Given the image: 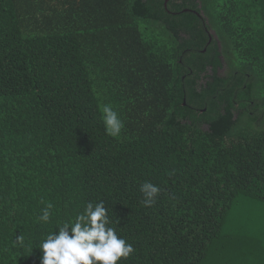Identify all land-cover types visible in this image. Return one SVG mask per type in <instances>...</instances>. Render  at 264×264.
I'll return each instance as SVG.
<instances>
[{"label":"trees","instance_id":"1","mask_svg":"<svg viewBox=\"0 0 264 264\" xmlns=\"http://www.w3.org/2000/svg\"><path fill=\"white\" fill-rule=\"evenodd\" d=\"M241 195L264 202V0H0V264L101 201L120 264H218Z\"/></svg>","mask_w":264,"mask_h":264},{"label":"clouds","instance_id":"2","mask_svg":"<svg viewBox=\"0 0 264 264\" xmlns=\"http://www.w3.org/2000/svg\"><path fill=\"white\" fill-rule=\"evenodd\" d=\"M101 121L105 133L113 138L119 137L124 128L118 112L112 105H103ZM144 207H152L158 198L160 188L146 181L140 185ZM45 207L39 220H50L53 205L44 202ZM104 203H87L82 213L74 221L63 223L57 233H50L41 241L39 248L43 255L41 264H120L134 253L135 249L124 238L119 237L112 226ZM23 237L17 238L22 243Z\"/></svg>","mask_w":264,"mask_h":264},{"label":"rangeland","instance_id":"3","mask_svg":"<svg viewBox=\"0 0 264 264\" xmlns=\"http://www.w3.org/2000/svg\"><path fill=\"white\" fill-rule=\"evenodd\" d=\"M221 244L231 247L218 264H264V202L239 196L223 224Z\"/></svg>","mask_w":264,"mask_h":264},{"label":"water","instance_id":"4","mask_svg":"<svg viewBox=\"0 0 264 264\" xmlns=\"http://www.w3.org/2000/svg\"><path fill=\"white\" fill-rule=\"evenodd\" d=\"M168 0H166V3H167Z\"/></svg>","mask_w":264,"mask_h":264}]
</instances>
